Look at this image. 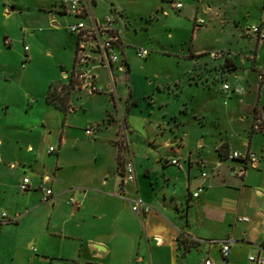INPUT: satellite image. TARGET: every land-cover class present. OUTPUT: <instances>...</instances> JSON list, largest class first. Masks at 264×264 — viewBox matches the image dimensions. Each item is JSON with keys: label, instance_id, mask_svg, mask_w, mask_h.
<instances>
[{"label": "crops", "instance_id": "obj_1", "mask_svg": "<svg viewBox=\"0 0 264 264\" xmlns=\"http://www.w3.org/2000/svg\"><path fill=\"white\" fill-rule=\"evenodd\" d=\"M45 1L49 7L44 8V20H51V27L67 30L68 24L78 19L65 11L60 0ZM84 1L98 21L107 14L116 15L121 33V44L116 47L120 62L108 68L95 67L96 83L103 90L73 88L66 111L48 102L49 88L56 84L49 86L47 113L63 120L53 127L45 114L28 128L32 132L51 126L42 138V149L37 150L32 138L20 137L25 131L22 125L3 126L5 132L11 127L20 136H0V264H136L138 258L139 264H204L206 260L212 264H249L248 256L258 253L264 238V162L258 161L254 168L229 154L254 153L258 131L254 124L264 117L262 86L249 140L238 147L222 136L215 144L216 152L206 153L202 148L205 139L197 148L192 141L187 126L191 123L189 108L184 107L181 90L173 89L174 85L181 87L180 83H167L170 90L159 92L137 89L139 84L153 85L134 70L137 60L145 67V58L148 61L151 57L147 39L137 32L141 22L133 18L129 1ZM230 1L143 0L139 14L149 17L151 24L164 17L165 27L174 31L170 36L179 32L180 28L169 24V19H176L192 27L195 38L208 23L231 22L226 7ZM176 2L182 6L177 8ZM16 9L11 6L8 11ZM233 21L239 22L236 18ZM260 25L263 28V20ZM247 31L252 35L249 28ZM67 38L70 50L77 47L75 35L70 33ZM209 46L197 45L193 39L187 53L181 49L189 65L185 72L194 78L190 82L193 86L199 87L200 79L206 77L202 71L205 64H211L205 57L211 52ZM140 48H147L148 56L139 57ZM172 49L167 47L166 52L170 54ZM222 59L218 63L235 58L229 52ZM236 66H231L232 72ZM119 75L132 83L130 90H118ZM79 106L96 111L84 125L71 118ZM202 118L200 114L192 116L194 121L203 122ZM89 126L94 127L91 135L86 134ZM123 126L130 143L127 151L118 146ZM46 144L49 147L45 150ZM51 147L55 150L50 151ZM221 147L223 154L219 153ZM54 152L55 159L50 157ZM126 159L134 163V182H122ZM173 159L180 164H174ZM26 175L31 185L22 192L19 184ZM43 187L54 191L47 202L42 201ZM198 187L203 191L195 198L192 192ZM138 196L151 207L146 214L138 215L131 209L130 200ZM70 198L79 206L70 204ZM244 216L250 221L240 220ZM227 238L233 242L229 257L222 260L221 245L214 241Z\"/></svg>", "mask_w": 264, "mask_h": 264}, {"label": "rangeland", "instance_id": "obj_2", "mask_svg": "<svg viewBox=\"0 0 264 264\" xmlns=\"http://www.w3.org/2000/svg\"><path fill=\"white\" fill-rule=\"evenodd\" d=\"M128 1L133 6V18L141 22L137 32L147 39L151 57L148 61L145 58V67L136 59L134 70L141 77L146 76L153 85L139 84L137 89L159 92L170 90L166 87L167 83H180L181 87L174 85L173 89L181 90L184 107L189 108L191 123L187 126L192 131V141L197 148L199 141L205 139L202 148L206 153L216 152L215 144L222 136L238 147L245 139L249 140L260 85L263 91L261 104L264 105V41L257 40L253 34L249 35L247 28L252 24L261 26L264 21V0L230 1L226 7L231 22L225 25L217 21L208 23L195 34V38L192 27L179 24L176 19H169V24L180 28L179 32L170 36L174 31L165 27L164 17L151 24L149 17L139 14L143 0ZM11 6L17 9L8 11ZM45 7H49V2L45 0H0V136L21 135L23 138H32L37 143V150L44 147L42 138L52 128L48 126L45 130L40 128L32 132L28 128L34 126L45 114L53 127L62 123L63 118L60 121V118L47 113L45 98L51 84H56L54 87L61 90L62 86L70 82L76 64V45L70 50L67 43L70 32L64 26L51 27V20H44ZM234 18L239 20L238 24L234 23ZM6 39L11 41V46L5 44ZM193 39L197 45L209 44L211 52H222L223 57L230 52L235 58L232 63H218L220 59L223 62V57L214 59L211 58V52H208L205 57L211 64H205L202 72L206 77L200 79L199 87L190 84L194 78L185 72L189 65L182 58L181 50L187 53ZM167 47L173 48L170 54L166 52ZM26 52L29 58L25 56ZM231 64H237L236 72H232ZM117 81L120 92L132 87V83L123 75L117 76ZM224 82L230 85L228 92L222 90ZM164 85L165 88L162 87ZM75 101L77 105V97ZM195 114L203 116V122L194 121L192 116ZM95 115L94 108L85 111L79 106L77 112L71 113V118L84 125L89 117ZM4 125H22L25 131L19 135L10 127L5 132ZM48 147L46 144L45 150ZM254 153L258 161L264 162L263 131L255 133ZM50 157L55 159L57 153L50 154ZM219 257L222 260L224 258L221 255Z\"/></svg>", "mask_w": 264, "mask_h": 264}, {"label": "built area", "instance_id": "obj_3", "mask_svg": "<svg viewBox=\"0 0 264 264\" xmlns=\"http://www.w3.org/2000/svg\"><path fill=\"white\" fill-rule=\"evenodd\" d=\"M62 7L67 13L77 17L76 21L68 24V31L75 35L77 38L76 57H75V69L71 76V81L67 85H73L74 88H87L90 92H99L103 90V87L96 83V75L93 72L95 67H111L114 63L120 62V56L116 51V47L121 44V33L116 27L117 17L113 14H107L102 21H98L93 17L90 12V6L84 0H60ZM175 6L180 8L181 2H176ZM86 19H91V22H87ZM196 22L202 24L204 20L197 19ZM249 31L259 41H264V29L262 26L253 25L249 28ZM6 44H10L9 39L5 40ZM28 47H26V50ZM139 57H146L149 54L147 48H140L137 52ZM212 58L223 57L222 52H211ZM123 67V65H121ZM61 89V88H60ZM230 85L227 82L222 84V90L228 92ZM254 129L264 131V119L258 118L254 124ZM94 131L93 126H89L86 129V134L91 135ZM118 138V146L121 150H129V138L126 131V127L123 126V130L120 132ZM55 148L51 147L50 151H54ZM230 158H241L255 166L258 163V159L255 153L247 152L245 154L239 152H233L229 154ZM174 164H180L178 159H173ZM206 173H203L205 176ZM136 179L135 166L131 159H126L123 165L122 182H134ZM31 180L28 175L24 176L19 184V189L22 192H26L30 189ZM42 201L47 202L54 195V191L51 187H43ZM203 191L202 187H198L196 191L192 192L193 197H198ZM123 196V195H122ZM125 198V197H124ZM69 203L75 207L79 206V203L70 198ZM130 206L135 214L143 215L150 211L151 207L141 198L136 197L130 200ZM6 216V213H3ZM240 220L250 221L247 216L241 217ZM218 242L221 245L222 256L227 259L230 255V247L233 242L231 238L223 239ZM259 251L257 254H250L248 256L249 264H264V238L263 242L258 246ZM141 260L138 258L137 263ZM56 264H61L57 262ZM204 264H212L211 260H206Z\"/></svg>", "mask_w": 264, "mask_h": 264}, {"label": "trees", "instance_id": "obj_4", "mask_svg": "<svg viewBox=\"0 0 264 264\" xmlns=\"http://www.w3.org/2000/svg\"><path fill=\"white\" fill-rule=\"evenodd\" d=\"M74 88V86L71 85H64L61 87V90L58 89V87H54V85L50 86L48 95H47V100L49 103L55 105L56 107L66 111L70 104H69V94L70 91ZM223 147L219 148V153L223 154ZM187 241H182V243H186ZM190 246V244L188 245Z\"/></svg>", "mask_w": 264, "mask_h": 264}]
</instances>
